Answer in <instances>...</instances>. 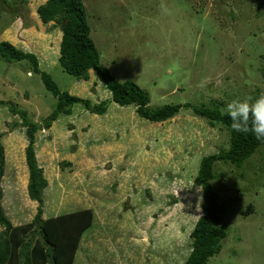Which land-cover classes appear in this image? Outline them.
<instances>
[{
	"label": "rangeland",
	"instance_id": "374dc122",
	"mask_svg": "<svg viewBox=\"0 0 264 264\" xmlns=\"http://www.w3.org/2000/svg\"><path fill=\"white\" fill-rule=\"evenodd\" d=\"M44 2L0 0V40L33 52L61 90L93 102L109 99L95 72L82 80L60 66V27L36 12ZM82 2L100 62L118 81L146 90L151 107L218 102L225 111L232 100L264 95V0ZM0 99L8 101L0 105L1 203L15 226L31 222L38 203L27 195L25 128L9 104L42 123L56 98L27 60L0 58ZM228 145L227 129L190 107L150 122L133 104L108 100L103 115L73 105L70 115L36 133V158L48 181L43 217L93 209L76 264H182L201 213L194 183L200 159ZM214 170L227 236L208 264H264V147L240 167L217 161ZM248 203L252 212L241 215Z\"/></svg>",
	"mask_w": 264,
	"mask_h": 264
},
{
	"label": "trees",
	"instance_id": "16d2710c",
	"mask_svg": "<svg viewBox=\"0 0 264 264\" xmlns=\"http://www.w3.org/2000/svg\"><path fill=\"white\" fill-rule=\"evenodd\" d=\"M43 23H53L60 27L58 62L63 70L77 79L87 80L89 72L96 74L109 91L110 98L93 102L88 98L70 94L61 90L50 73L39 66L38 57L33 52L24 51L8 40H0V58L8 62L27 60L40 78L45 88L56 98L51 112L42 123L31 119L24 108L10 102V111L17 114L20 124L25 128L28 141L25 147V160L28 167L27 195L37 201V210L31 222L13 225L2 207L3 190L1 180L4 174L5 154L0 140V264H76L75 255L83 233L91 227L94 212L91 208H78L68 212L43 217V192L48 181L39 165L35 142L36 133L49 129L52 122L60 115H70L73 105L80 104L91 113L103 115L108 110V100L120 106L133 104L135 112L150 122H163L175 116L179 109L190 107L194 112L205 117L211 126L220 124L229 133V145L226 149L201 157L194 183L201 189V213L189 234L190 252L182 264H208L209 258L218 254L222 240L227 236V219L223 217L224 204L220 202L217 187L213 184L215 163L222 161L240 167L264 142L255 139L252 133L242 134L230 128L232 123L226 111L220 109V103L198 106L189 103L164 104L151 107L146 90L137 83L118 81L109 68L100 62L99 51L90 36V26L82 0H45L36 8ZM1 104L8 101L0 99ZM18 125V123H14ZM2 133H0V138ZM69 163V162H68ZM253 205L248 203L240 209L241 215L251 213ZM31 236L27 240V234Z\"/></svg>",
	"mask_w": 264,
	"mask_h": 264
},
{
	"label": "clouds",
	"instance_id": "9594fccd",
	"mask_svg": "<svg viewBox=\"0 0 264 264\" xmlns=\"http://www.w3.org/2000/svg\"><path fill=\"white\" fill-rule=\"evenodd\" d=\"M225 111L232 121L230 128L233 131L252 133L255 139L264 142V95L232 100Z\"/></svg>",
	"mask_w": 264,
	"mask_h": 264
}]
</instances>
